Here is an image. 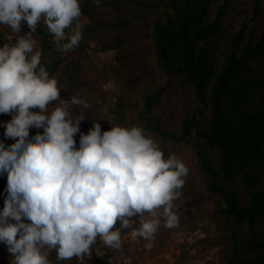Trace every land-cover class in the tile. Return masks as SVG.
Returning a JSON list of instances; mask_svg holds the SVG:
<instances>
[{"label":"trees","instance_id":"trees-1","mask_svg":"<svg viewBox=\"0 0 264 264\" xmlns=\"http://www.w3.org/2000/svg\"><path fill=\"white\" fill-rule=\"evenodd\" d=\"M79 3L83 38L70 53L57 50L43 20L31 33L42 51L41 65L58 81L60 99L78 96L89 104L86 109L72 107L74 122L85 118L74 135L75 147L80 135L101 120L110 100L85 71L86 59L71 55L87 57L94 42L115 53L112 73L123 86L118 112L126 108L145 135L159 143L165 159L172 154L171 142L196 149L203 179L195 180L186 165L189 172L179 199L190 218L211 205L217 264H264V0H101L100 7L94 0ZM30 31L26 21L18 34L0 25V47ZM7 115L0 113V131ZM37 133L43 129L30 128L27 139ZM15 142L7 138L3 143L8 148ZM6 188L7 172L0 173V211ZM56 256L53 250L49 261L79 260L59 261ZM84 258L86 264L107 262L97 253Z\"/></svg>","mask_w":264,"mask_h":264},{"label":"clouds","instance_id":"clouds-1","mask_svg":"<svg viewBox=\"0 0 264 264\" xmlns=\"http://www.w3.org/2000/svg\"><path fill=\"white\" fill-rule=\"evenodd\" d=\"M94 3L101 6V0ZM80 16L79 0H0V25L18 34L26 21L31 30L0 47V113H16L5 125V137L16 142L8 148L0 142V173L7 172L8 193L0 211V243L12 264H50L53 250L59 261L91 259L98 237L121 251L125 229H131L133 240L148 241L144 247L151 250L162 223L168 229L180 224L174 201L189 169L174 154L165 159L142 127L116 126L101 133L94 123L75 147L74 135L85 118L74 122L72 107L89 104L78 96L60 99L58 81L41 65L42 51H34L31 33L43 20L57 50L67 53L83 38ZM74 21V32L61 43ZM55 101L60 104L49 114ZM36 108L40 111L30 110ZM30 128H42L43 134L28 140ZM134 215L139 227L129 219Z\"/></svg>","mask_w":264,"mask_h":264},{"label":"rangeland","instance_id":"rangeland-1","mask_svg":"<svg viewBox=\"0 0 264 264\" xmlns=\"http://www.w3.org/2000/svg\"><path fill=\"white\" fill-rule=\"evenodd\" d=\"M75 30V25L65 29L66 37L70 36ZM66 39V38H65ZM61 43H66L62 41ZM37 50L35 45L34 51ZM64 55L70 53L63 52ZM87 57L82 54H71L75 57L86 59L85 71L92 77H95L100 86L107 91L109 102L103 110L101 120L96 121L101 127V133L110 131L112 127L120 126L131 128L133 126L142 127L126 108L118 112L119 99L123 96V86L114 77L112 73V64L115 53L113 51L100 50V47L94 42L87 48ZM84 60V59H83ZM39 112L36 109H30ZM53 109L48 108L49 114ZM15 112L8 114L5 121L9 123ZM94 126V124H93ZM6 128L0 131V142H4ZM170 152L176 155L185 165L192 169L195 180L201 182L203 174L197 168L196 149L185 143H169ZM167 149V148H166ZM178 206L180 224L178 228L168 229L163 227V223L156 233L154 247L151 250L145 249L144 245L149 243L142 238L133 240L131 238V229L121 233L122 250L115 251L107 247L100 238L92 245V253H97L102 257H107L106 264H126V260L131 258L132 264H217L219 262L217 247L213 244L214 234L217 232L215 221L210 217L209 210L211 205L201 209L194 218L186 213L180 199L174 201ZM148 217V214L145 213ZM150 218V217H148ZM25 223H30L27 218H23ZM136 221L133 227H139V216L134 215L129 218ZM9 222L15 223L14 220ZM112 230H115V226ZM52 251L48 254L51 255ZM13 257L7 251L5 244L0 243V264H12ZM86 259L78 260L76 264H86ZM50 264H54L50 262ZM70 264V263H66Z\"/></svg>","mask_w":264,"mask_h":264}]
</instances>
